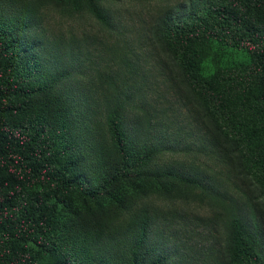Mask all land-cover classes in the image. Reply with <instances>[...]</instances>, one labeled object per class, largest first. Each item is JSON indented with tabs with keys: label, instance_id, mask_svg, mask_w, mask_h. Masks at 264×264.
<instances>
[{
	"label": "trees",
	"instance_id": "obj_1",
	"mask_svg": "<svg viewBox=\"0 0 264 264\" xmlns=\"http://www.w3.org/2000/svg\"><path fill=\"white\" fill-rule=\"evenodd\" d=\"M45 1L113 32L108 0ZM2 4L14 15L0 14V264H188L154 233L157 201L198 202V190L212 202L222 196L219 181L158 164L172 144L149 139L137 120L133 126L126 80L96 73L84 91L51 65L68 61L56 42L38 38L42 3ZM183 5L157 17L153 37L212 146L264 206V0ZM248 215L221 223L208 263L264 264V220Z\"/></svg>",
	"mask_w": 264,
	"mask_h": 264
},
{
	"label": "rangeland",
	"instance_id": "obj_2",
	"mask_svg": "<svg viewBox=\"0 0 264 264\" xmlns=\"http://www.w3.org/2000/svg\"><path fill=\"white\" fill-rule=\"evenodd\" d=\"M38 1L42 3L38 38L47 46L50 41L56 42L61 59L68 61L67 67L57 60L52 66L65 68L71 78L78 80L74 87L84 91L87 78L96 73L116 76L118 85L126 80L127 86H120L122 94L130 99L127 112L133 126L137 120L149 139L172 144L170 150L158 156V164L175 165L219 181L217 190L222 196L215 198L217 207L215 201L200 199L202 193L198 190H194L198 202L157 201L154 233L167 248L177 249L179 258L188 264H204L207 250L219 238L221 223L229 214L242 212L249 218L248 212L252 211L255 217L251 220H264L261 197L250 180L235 175L224 152L212 146L200 110L153 37L157 17L167 9L186 6L187 0H108L113 32L88 15H70L45 0ZM2 5L5 7H0V14L14 15L10 5ZM35 24H30L31 29ZM65 46H70L78 58L71 60Z\"/></svg>",
	"mask_w": 264,
	"mask_h": 264
}]
</instances>
